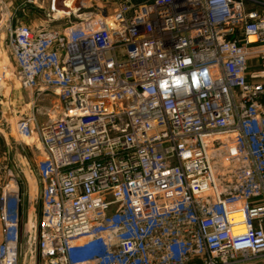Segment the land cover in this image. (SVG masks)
Returning <instances> with one entry per match:
<instances>
[{
	"label": "built area",
	"instance_id": "built-area-1",
	"mask_svg": "<svg viewBox=\"0 0 264 264\" xmlns=\"http://www.w3.org/2000/svg\"><path fill=\"white\" fill-rule=\"evenodd\" d=\"M103 4L67 34L7 33V76L58 100L42 124L17 122L43 153L38 264H264V13L244 0ZM7 175L0 264H19Z\"/></svg>",
	"mask_w": 264,
	"mask_h": 264
},
{
	"label": "rangeland",
	"instance_id": "rangeland-1",
	"mask_svg": "<svg viewBox=\"0 0 264 264\" xmlns=\"http://www.w3.org/2000/svg\"><path fill=\"white\" fill-rule=\"evenodd\" d=\"M123 1L124 0H113L115 4H120ZM105 2L106 0H73V12H70L68 16H56L50 11L52 0H1V7L5 10V18L0 33V86L6 87V84H8L10 86L19 87L18 83L14 79L9 78L6 74V72L9 73V71H13L11 52L6 47L7 33L9 29L16 26H28L36 32L47 30L67 34V29L71 24H77L80 20H86L87 18H90V16L95 18V15L98 13L95 9V5L98 7L104 6L103 8H105V5L103 4ZM259 70H262L260 58H252L249 61V72L255 74ZM23 140L25 142L28 141L24 137ZM21 147L24 149L23 145ZM25 153L26 152L23 153L22 150L19 152L21 160L23 159L22 161L25 165L21 166L23 167V173L22 171L11 173L18 180L20 193L19 213L17 217L19 226L18 263L38 264L39 256L35 249L37 235L35 236V233L37 234V224L40 215V190L36 185V183H38L36 169L43 158L38 159L37 155H35V157L34 155L30 157L28 153H26V156ZM38 176L42 181L39 173ZM2 177L6 180L8 175L5 174ZM33 178L35 179V182H33ZM5 180L3 182H5ZM40 200L42 204V190L40 193ZM31 201L33 202L30 203ZM29 204H33L30 209H28ZM31 222L32 229H30Z\"/></svg>",
	"mask_w": 264,
	"mask_h": 264
},
{
	"label": "crops",
	"instance_id": "crops-1",
	"mask_svg": "<svg viewBox=\"0 0 264 264\" xmlns=\"http://www.w3.org/2000/svg\"><path fill=\"white\" fill-rule=\"evenodd\" d=\"M72 3L73 0H56L55 9H53L52 12L55 14V11H60V15L68 16L69 13L73 12L74 10ZM244 10L246 14L259 17L264 13V0H244ZM2 14L3 17L0 24V33L2 31V24L5 18L4 9H2ZM57 105V97L52 92H41L39 90L29 91L22 89L20 86H10L8 84H6V87L0 86V187L5 180L4 177H2L5 174L7 175L8 173H14L15 171H22L23 173V167L21 166L24 164L22 161L23 159L21 160V156L19 155L20 150H22L23 153H28L30 157H32L33 155L35 157V155H37L38 159L43 158L42 148L38 143L36 135L32 134L31 136H22L18 132L17 122L24 116H33L37 123L42 124L45 121V116L42 115L43 110ZM19 134L21 135V137ZM23 137L28 141L25 142L23 140ZM22 145L24 149L21 147ZM36 176L38 179V183H36V185L40 190V213V193L42 190V182L40 178H38L39 176L37 173V169ZM33 182H35L34 178ZM32 202L33 201H31L30 203ZM31 206H33V204H29L28 209H30ZM30 229H32V222L30 225ZM36 235L37 234L35 233V236Z\"/></svg>",
	"mask_w": 264,
	"mask_h": 264
},
{
	"label": "bare ground",
	"instance_id": "bare-ground-1",
	"mask_svg": "<svg viewBox=\"0 0 264 264\" xmlns=\"http://www.w3.org/2000/svg\"><path fill=\"white\" fill-rule=\"evenodd\" d=\"M53 9H55V7L53 8ZM59 13V14H58ZM66 13V12H65ZM55 14H56V16H60V14H61V12L60 11H55ZM2 17H3V14H2V16H1V19H2ZM75 31V30H74ZM75 32H77V31H75ZM91 241H92V239H90L89 241H86V242H83V241H81V242H77V241H75V242H73V244H72V246H73V248H81L82 246H81V243L83 244H88V245H86L85 247H84V249H83V247H82V249L83 250H86V251H88L91 247H92V245L90 244L91 243Z\"/></svg>",
	"mask_w": 264,
	"mask_h": 264
}]
</instances>
